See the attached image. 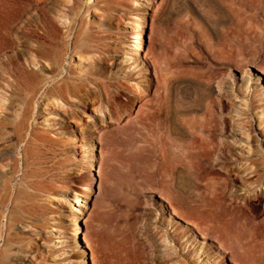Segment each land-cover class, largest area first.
Returning a JSON list of instances; mask_svg holds the SVG:
<instances>
[{
    "label": "bare ground",
    "instance_id": "6f19581e",
    "mask_svg": "<svg viewBox=\"0 0 264 264\" xmlns=\"http://www.w3.org/2000/svg\"><path fill=\"white\" fill-rule=\"evenodd\" d=\"M81 1L0 0L2 10L15 11L18 15L27 13L32 7L39 8L40 15L31 17L25 26L41 25L43 33L22 30L26 38L19 43L24 50L15 59L19 61L20 57L28 56V65L33 68L40 62L47 65L46 69H41L42 73L23 70L17 65V73L6 75L5 80L0 75V111L8 113L0 118V237L2 219L6 217L0 264H42L46 261L43 246L33 243L35 237L43 240L40 236L45 216L37 202L43 195H55V182L66 179L60 168L62 163L52 162V157H58V149L65 142L60 137L50 139L44 135L48 134L46 131L39 134L30 123L35 121L34 113L39 108L35 102L39 91L50 84L40 99L41 110L47 111L44 123L49 122L48 116H57L53 109H62L60 122L49 124V127L60 125L64 128L67 121L76 119L79 108L85 110L91 104L97 106L99 114L103 113L115 85L120 95L124 93L119 76H127L126 69L135 70L142 56L141 32L146 28L143 16L137 14L132 43L123 53V61L118 62L116 55L122 51L124 43L113 29L122 0H86L84 7ZM91 10L100 12L93 19L95 27L86 21ZM71 35L69 57L78 59L75 71L71 63L67 68L64 64ZM246 36L264 55V30L260 38L253 30ZM28 42L36 45L29 48ZM226 54L232 57L230 49ZM152 60L156 86L151 98L141 105L136 124L138 132L145 130L149 134L158 153L155 173L161 197L168 201L172 214L186 227H174L166 221L164 231H158L148 224L144 229L146 238L141 236L149 245L135 240L127 230L120 238L121 254L127 257L126 261L133 256L135 264H148L145 248L150 246L155 264H221L219 256L209 253L204 244L197 241L195 234H198L204 240L211 239L233 264H264V150L253 145L240 146L243 142L247 144L249 139L252 143L256 137L248 118L249 107L258 105L251 110L264 132V92L257 86L261 85V78L256 75V87L250 94L245 81L233 89L230 84L221 83L219 76L192 75L181 63L164 65L157 55ZM218 71L216 74L221 75V70ZM258 71L263 72V69L258 68ZM143 78L146 83V77ZM217 80L219 94L214 96L213 85ZM246 93L250 94V102L246 100ZM230 109L236 113L233 115L236 120L225 116ZM234 126L243 139L230 144L227 133ZM90 131L91 126L79 130L82 149L87 151L88 147V154L83 158L88 163L86 169L92 172L96 171L93 156L97 153L92 138L87 137ZM22 143L25 144L20 167L13 153ZM50 163L52 165L48 166ZM19 172L20 181L12 186ZM247 207L253 216L247 214ZM6 211L8 214L4 216ZM79 217L74 215L72 238H82L83 243L90 244L92 231L89 230L88 238L83 236ZM59 243L62 242L56 240L55 245ZM161 244L163 252L159 250ZM93 248L92 255L97 253ZM81 253L86 254L85 251Z\"/></svg>",
    "mask_w": 264,
    "mask_h": 264
},
{
    "label": "rangeland",
    "instance_id": "374dc122",
    "mask_svg": "<svg viewBox=\"0 0 264 264\" xmlns=\"http://www.w3.org/2000/svg\"><path fill=\"white\" fill-rule=\"evenodd\" d=\"M85 1H81L83 7ZM137 14L143 16L146 27L141 32L142 56L139 57L135 70L126 69L125 73L128 75L119 76L124 93L120 95L119 88L115 85L114 89H111L110 101L105 103L107 108L103 113L99 114L96 110L97 106L90 104L85 110L77 109L74 117L76 119L67 121L64 128L60 125L49 127V124L60 122L59 117L63 110L53 109L57 116H48L49 122L44 123L43 117L47 111L41 110L43 108L40 106V99L50 84L45 85L36 96L35 102L38 103L39 108L34 113L35 121L30 122L32 127L39 134L46 131L48 134L44 133V135H48L50 139L55 140L60 137L65 142L58 149L60 150L57 153L58 157L55 159L52 157V162L62 163L60 168L66 179L64 182H55L58 193L47 197L43 195L37 202L45 216L42 222V236H40L43 240L39 241V238L35 237L33 243L43 246L47 254L46 261L42 264H135L133 256H129L131 259L128 258L126 261L127 257L121 254L120 238L124 232L129 230L135 240L149 245L144 235V229L148 224L151 228L157 227L158 231L162 229L164 231L163 225L166 221L174 227L182 225L186 227L172 214V207L168 201L161 197L162 193L155 173L158 153L153 148L149 134L145 130L138 132L136 124L141 105L151 98L156 86L153 56L157 55L164 65L181 63L195 76L198 74L219 76L221 83H228L233 89L245 81L250 87V94L256 87L255 81L258 75L261 78V85L257 86L264 92V55L258 45L246 36L249 30H253L260 38V33L264 30V0H122L113 29V33L124 43L121 47L122 51L116 55L118 62L123 61V53L132 43V36L137 28ZM39 15V8L36 7L30 8L27 13L21 15L0 8L2 79L8 78L6 75H13V72L17 73V65H21L23 70L34 69L39 73H42L43 67L47 68L44 62H40L35 68L29 66L28 56L20 57L19 61L15 59L19 52L24 50L19 43L22 38V40L26 38L22 35L23 31L27 32L30 29L43 33L41 25L25 26L31 17ZM98 15H100L99 11L94 13L91 10L86 18L87 23L95 27L93 19ZM72 38L73 35L69 40L64 64L67 68L68 63H71L75 71L77 69L75 63L78 59L69 57ZM65 41L67 44L68 39ZM34 45L36 44L30 43L29 48ZM229 49L232 51L230 58L226 54ZM25 50L29 49L26 47ZM122 65L127 67L125 63ZM258 68L263 69V72H259ZM218 69L221 70V75L216 74L219 72ZM113 71L115 72L116 69ZM143 76L146 77V83L143 82ZM217 82L218 80L213 85L214 96L219 94ZM247 93L245 97L250 102L251 97ZM133 98L135 101L132 100ZM257 107L258 105L249 107L248 115L256 137L252 143L249 139L247 144L243 142L240 146L253 145L264 150V132L258 127V118L254 110H251ZM7 114L5 110L0 111V118ZM225 114L231 120L233 115H236L233 109L227 110ZM110 116L111 119L108 118ZM85 126L89 128L91 126V134L87 137L92 138L97 153L93 156L96 171L92 172L86 169L88 163L83 159L88 154V147L87 151L82 149L80 141L79 130ZM239 133L235 126L232 130L229 128L227 140L230 144L243 139L238 136ZM24 144L22 143L16 153H13V158L20 161V167H22L21 154ZM235 147L237 148L238 144ZM51 165L52 163L48 166ZM19 177L21 178V172L15 177L12 186L19 183ZM246 210L247 214L253 216L250 207ZM7 214L8 211L4 216ZM74 215L80 216L79 225L85 238H88L92 231L90 244L83 243L82 238L81 240L72 238L75 234ZM84 220L90 221L86 224ZM5 223L6 217H3L0 250L3 245ZM195 236L197 241L210 251L209 253L215 257L219 256L218 261L221 264H233L230 257L222 253L211 239L204 240L198 234ZM56 240L62 243L55 245ZM92 248L97 252L94 255L91 253ZM150 250V246L145 248V262L153 264L154 256ZM159 250L164 251L163 244ZM81 251H85L86 254H82Z\"/></svg>",
    "mask_w": 264,
    "mask_h": 264
}]
</instances>
